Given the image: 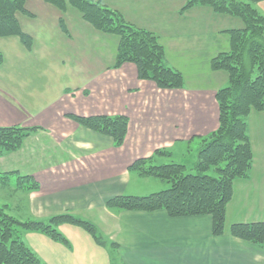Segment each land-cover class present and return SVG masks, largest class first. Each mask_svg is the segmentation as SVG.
<instances>
[{"label":"crops","instance_id":"crops-1","mask_svg":"<svg viewBox=\"0 0 264 264\" xmlns=\"http://www.w3.org/2000/svg\"><path fill=\"white\" fill-rule=\"evenodd\" d=\"M120 1L121 8L114 10L158 37L165 63L182 73L183 85L160 88L140 79L132 62L115 67L117 35L109 36L83 18H66L43 0H26L30 14H21L20 22L33 39L31 48L18 36L0 37V127L36 129L19 149L0 154V175L8 177L0 185L3 190L11 186L15 201L14 207L2 205L14 209L21 221L76 214L107 238L101 245L70 223L58 226L67 242L24 232L23 240L44 264H264V247L230 231L236 223L264 220V111H252L247 119L254 162L249 175L234 182L224 234L214 235L213 217L207 214L171 217L165 210L108 206L120 195L165 189L160 178L130 170L136 160L154 156L162 164L177 153L197 156L201 139L218 128L216 92L228 85L229 77L212 70L211 60L229 50L226 30L242 25L208 6L182 10L188 0L182 8L178 0ZM255 7L264 14V1ZM186 20L190 24L184 25ZM69 115L126 116L124 143L117 146L110 135ZM19 175L32 177L38 189L24 191L18 180L12 183Z\"/></svg>","mask_w":264,"mask_h":264},{"label":"trees","instance_id":"trees-1","mask_svg":"<svg viewBox=\"0 0 264 264\" xmlns=\"http://www.w3.org/2000/svg\"><path fill=\"white\" fill-rule=\"evenodd\" d=\"M43 1L62 12L72 6L97 30L117 35L115 67L132 62L137 66L140 79L152 80L160 88L183 85L182 73L165 63L164 47L158 37L152 31L126 22L122 14L101 0ZM261 1L264 0H188L183 6L182 10L198 4L208 6L216 13L242 22L240 27L226 30L230 35L229 50L211 60L212 70L226 71L229 77L228 85L216 92L219 126L201 139L196 162L190 168L177 162L156 164L154 156L136 160L130 170L141 176L160 178L169 186L145 196L120 195L109 200L108 206L120 210H165L171 217L207 214L213 217L214 235L225 233L226 208L233 197L234 182L246 178L254 162L247 119L252 111H264V14L254 5ZM21 14H30L26 0H0V37L18 36L30 49L33 39L22 29ZM60 22L63 23V18ZM2 60L0 52V65ZM69 116L86 127L110 135L117 146L124 143L128 131L126 116ZM35 129L0 127V154L19 149ZM156 154L170 156L164 150H157ZM7 178L0 175L2 183ZM17 180L18 187L24 191L38 189L29 175H19ZM62 223L81 226L99 244H105L95 224L76 214L60 213L47 220L21 221L9 213L7 205H0V264H44L22 234L39 231L67 242L58 229ZM230 231L234 236L264 247V220L236 223Z\"/></svg>","mask_w":264,"mask_h":264},{"label":"rangeland","instance_id":"rangeland-1","mask_svg":"<svg viewBox=\"0 0 264 264\" xmlns=\"http://www.w3.org/2000/svg\"><path fill=\"white\" fill-rule=\"evenodd\" d=\"M102 1V3L103 4H107L110 8H112V9H116L115 7H117V8H121V1L120 0H101ZM187 0H184V2H182V0H178V7H181L182 8V6L185 4V2H186ZM255 5V4H254ZM62 13H65L64 15H65V17L66 18H70L69 16L71 15V17L72 16H76V17H80V18H82V16H81V13H80V11L78 10V9H76V8H74V7H72V6H69L68 7V9L66 10V11H63ZM120 13V12H119ZM121 14V13H120ZM219 15V14H218ZM64 17V18H65ZM124 18V17H123ZM125 19V18H124ZM127 22V21H126ZM240 23H242L241 22V20H240ZM90 24V23H89ZM187 24H190V20H186V21H184V25H187ZM109 35V34H108ZM110 36V35H109ZM111 36H113L114 38H116V35H111ZM196 46H198V44H196V43H194ZM109 48H111V47H109ZM197 48V47H196ZM196 48L194 49V50H196ZM199 55H201V54H199ZM184 61V60H183ZM177 152H178V150H177ZM191 151H190V154L186 157V158H184V157H178V153L177 154H175L173 157H168L167 158V160L166 161H168V162H181V161H183V162H185L186 164L188 163V167L190 168L191 166H193L194 164H195V162H196V158H197V156L195 155V154H193V156H190L191 155ZM184 158V159H183ZM193 164V165H192ZM211 173V172H210ZM11 180H12V183H15V181L17 180V177H13V178H11ZM159 181V180H158ZM161 181V180H160ZM163 181V180H162ZM162 182H159L156 186H157V188H159L162 184H161ZM164 183V182H163ZM166 184H164V185H166L165 186V188H167L168 186H169V184L167 183V182H165ZM4 188L0 185V205H2V204H4V203H10V206L11 207H14L13 205H14V199H13V197H10V192H13L12 191V188H11V186H8L7 188H5L6 190H3ZM11 212V214L13 215V214H16V212L14 211V209H11L10 211H9V213ZM14 216V215H13ZM15 217V216H14ZM105 240L107 239L104 235L102 236Z\"/></svg>","mask_w":264,"mask_h":264}]
</instances>
